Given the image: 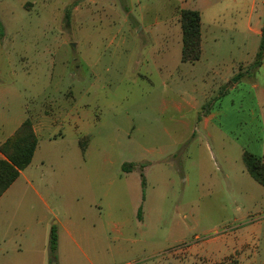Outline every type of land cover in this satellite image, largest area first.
<instances>
[{
    "label": "rangeland",
    "instance_id": "rangeland-1",
    "mask_svg": "<svg viewBox=\"0 0 264 264\" xmlns=\"http://www.w3.org/2000/svg\"><path fill=\"white\" fill-rule=\"evenodd\" d=\"M166 3L38 0L30 8H16L10 19L7 13L0 14L6 24L5 34L0 36V131H8L15 120L28 117L43 123L29 169L35 176L33 185L38 196L31 193L34 208L30 213L12 212L13 217L43 218L54 228L57 218L71 219L90 228L94 217L89 206L100 204L105 220L119 218L135 224L131 190L138 187L140 204L145 195V184L140 187L142 178L148 182L151 203L156 204L158 197L151 187L156 190L158 179L164 178V182H170L164 192L166 201L180 205L166 215L162 224L166 240L156 238V246L153 240L140 242L139 232L134 230L136 234L128 237L135 239L132 246L138 247L136 253L123 259L106 255L100 264H196L197 259L177 253L182 244L173 240L174 223L187 224V239L197 233L196 240H205L223 227L211 209L230 212L235 205L230 196L232 189L227 188L228 195H212V204L199 199L193 219L181 218L188 213L184 205H189L185 194L190 189L179 171L182 161L188 155L196 158L198 175H206L211 182L223 178L219 161L228 151L218 148L204 133H193L192 125L190 134L182 122L171 120L179 118V114L169 111L170 99L178 100V95L161 86L153 66L163 57L179 58L178 51L174 42L165 45L145 28L141 31L145 26L148 29L147 23L154 21L155 15L144 14V6ZM130 6L135 8L134 18L128 13ZM156 15L160 20L165 12ZM238 96L235 93L237 106ZM161 99H169L165 113L157 109L162 106ZM250 107L247 94L238 107L240 111L231 105L229 120L222 122L243 141L248 136ZM192 136L194 144L189 147ZM129 162L135 167L123 171V163ZM109 179L115 181V198L105 196ZM197 192L209 193L205 181L197 184ZM241 197L240 201L246 203ZM19 200L20 196L11 191L0 204L11 210ZM108 202L112 207L107 210ZM184 226L181 224L182 229ZM120 242L115 237L108 244L114 248ZM103 246L105 249L107 244ZM257 250V264H264V229ZM87 260L81 252V261L88 264ZM53 261L57 264L58 259ZM237 261L230 257L218 264Z\"/></svg>",
    "mask_w": 264,
    "mask_h": 264
},
{
    "label": "crops",
    "instance_id": "crops-1",
    "mask_svg": "<svg viewBox=\"0 0 264 264\" xmlns=\"http://www.w3.org/2000/svg\"><path fill=\"white\" fill-rule=\"evenodd\" d=\"M37 1L0 0V14L7 13V18L10 19L16 8H30ZM165 2H167L165 6L153 4L144 6V14L155 15L154 21L147 23L148 29L145 26L141 31L145 28V32L153 34L155 39L162 40L165 45L174 42L178 51L179 58L170 60L163 57L153 66V73L160 79L161 86L168 87L178 95V100L170 99L172 109L169 111L179 114V118L171 117V120L182 122L187 126L185 131L190 134L192 129L189 127L192 125L193 133L197 131L204 133L218 148L224 147L228 151L225 155L221 152L219 161L223 178L211 182L206 180V175H198L199 161L196 158H190L188 155L182 161L179 171L184 176L183 183H187L190 189H186L185 194L186 204L189 205H184L188 213L181 215V218L193 219V211H196V203L199 199L206 200V204H212L213 202L210 201L213 199L212 195H217L219 192L228 195L227 188L232 189L230 196L234 198L235 204L230 212H224L225 209H211L215 212V216L219 217V224L223 227L217 229L221 232L216 231L214 236L205 240H196L199 237L197 233L187 239V224L175 222L172 227L173 240L178 245L182 244L177 253L180 256L186 255L190 259H197L196 264H218L230 257L236 258L238 264H257L259 254L257 247L263 237L264 229V187L247 172L243 162V152L246 150L264 156V58L252 76H244L232 83L224 94H219V90L234 74L245 71L253 61L261 38L264 0H165ZM130 7L128 13L134 18L135 8ZM181 9L197 10L201 17V55L193 63L181 60L182 32L179 21ZM161 12H165V15L158 20L156 14ZM2 19L0 15L4 35L6 24ZM235 93L239 95L238 106L234 98ZM247 94L251 107L248 136L243 141L222 122L223 119L229 120L228 114L234 105L237 107L235 111H240L238 107L247 98ZM168 100L161 99L162 106L157 107L158 112L168 111ZM225 100L226 106H224ZM208 101H211L208 108L203 110V105ZM25 119L27 118L15 120L13 127L8 131L5 130L4 133L0 131V144L12 135ZM29 119L38 141L39 130L43 123L41 119L40 121L34 120L33 117ZM192 140L189 147L194 144L193 136ZM38 146L37 142L29 165L20 171L16 180L0 197L2 201L11 191H14L15 196H20L19 202L14 204L11 210L8 206L4 208L2 203L0 204V264H52L54 259H58L57 264H85L81 261V252L83 257L88 259V264H100L106 255L123 259L136 253L138 249L132 246L135 239L128 237L131 233L136 234L134 230L139 232L140 242L149 243V240H153L156 246L158 244L156 238L159 240L161 237L163 241L166 240L162 224L166 215L173 210L176 211L180 205L166 201L164 192L170 182L167 184L164 178H160L157 181L159 182L157 189L151 187V191H155L158 196L156 204L151 203L147 180L145 195L140 204L138 187L134 186L131 190L132 206L136 209L135 224L119 218L105 220L102 215L103 206L100 204L89 206V212L94 217L90 228L87 225L82 226L81 221L71 219L62 221L57 218L54 221L57 223L55 228L57 244L52 255L49 249V237L53 225L48 224L43 218L26 219L12 215V212L21 210L30 213L34 208L31 193L35 197L38 194L33 185L35 176L29 169L35 159ZM0 158H4L1 151ZM204 181L207 183L209 193L199 195L197 184ZM107 184L105 196L112 195L115 198L117 194L115 181L109 179ZM141 185L140 183V187ZM192 188L195 192H192ZM240 197L247 202L240 201ZM105 207L108 210L112 205L108 202ZM139 208H141V218L137 216ZM181 224L185 225L184 229L181 228ZM176 233L178 236L174 237ZM115 237L122 242L111 248L108 241L114 240ZM103 244H107L105 249Z\"/></svg>",
    "mask_w": 264,
    "mask_h": 264
},
{
    "label": "trees",
    "instance_id": "trees-1",
    "mask_svg": "<svg viewBox=\"0 0 264 264\" xmlns=\"http://www.w3.org/2000/svg\"><path fill=\"white\" fill-rule=\"evenodd\" d=\"M179 21L182 32L181 60L183 62H195L201 55V34H200V13L197 10L181 9L179 11ZM2 26L0 23V36H2ZM264 58V20L261 28V38L259 48L245 71H239L234 74L228 83L224 84L219 94H224L227 88L244 76H252L261 65ZM215 98V97H214ZM211 101L205 103L202 107L206 110ZM37 136L33 130L32 122L29 118L25 119L14 131L12 135L6 138L0 144V151L4 158H0V197L6 189L16 180L19 173L24 169L33 157L37 146ZM84 149V143L81 142ZM243 162L249 175L264 187V156L256 155L249 151L243 152ZM135 167L133 162L123 163L122 170L130 171ZM142 178V186H144ZM141 209L138 211V218H141ZM57 235L55 228L52 227L49 237V249L52 255L56 250Z\"/></svg>",
    "mask_w": 264,
    "mask_h": 264
},
{
    "label": "water",
    "instance_id": "water-1",
    "mask_svg": "<svg viewBox=\"0 0 264 264\" xmlns=\"http://www.w3.org/2000/svg\"><path fill=\"white\" fill-rule=\"evenodd\" d=\"M52 264H55V262L53 261Z\"/></svg>",
    "mask_w": 264,
    "mask_h": 264
}]
</instances>
